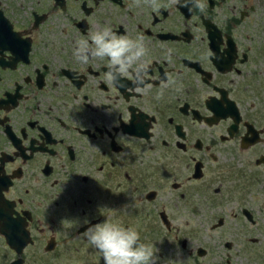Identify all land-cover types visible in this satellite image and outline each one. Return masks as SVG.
<instances>
[{
    "label": "flooded vegetation",
    "instance_id": "obj_1",
    "mask_svg": "<svg viewBox=\"0 0 264 264\" xmlns=\"http://www.w3.org/2000/svg\"><path fill=\"white\" fill-rule=\"evenodd\" d=\"M157 2L0 0V264L106 219L186 264H264V0ZM105 26L143 38L146 90L73 56Z\"/></svg>",
    "mask_w": 264,
    "mask_h": 264
},
{
    "label": "clouds",
    "instance_id": "obj_2",
    "mask_svg": "<svg viewBox=\"0 0 264 264\" xmlns=\"http://www.w3.org/2000/svg\"><path fill=\"white\" fill-rule=\"evenodd\" d=\"M139 5L141 0H133ZM144 4L157 10L160 5L157 0H143ZM179 0H170L175 4ZM185 7H197L201 11L205 5L201 0H183ZM172 49H166V58L171 60ZM148 49L142 37L131 39L126 35H117L111 28L97 27L90 31L87 38L75 41L73 56L81 63H87L90 58L108 60L107 78L114 83H121L122 77L130 69H134L135 92L146 90V73L149 66L145 61ZM177 79L172 74H165V81L161 83V90L156 99H162L164 89L176 85ZM123 86V83H121ZM179 90V88H177ZM83 235L87 242L97 249L105 264H156L153 246L140 243L139 233L132 228H124L109 222L107 219L88 227Z\"/></svg>",
    "mask_w": 264,
    "mask_h": 264
},
{
    "label": "rangeland",
    "instance_id": "obj_3",
    "mask_svg": "<svg viewBox=\"0 0 264 264\" xmlns=\"http://www.w3.org/2000/svg\"><path fill=\"white\" fill-rule=\"evenodd\" d=\"M79 236V235H78ZM76 236H66L61 234V232L57 235L58 245L56 249L49 255L51 264H91L92 262H101L104 261L102 254L92 247L87 240H83V244L85 245L84 248L77 249L76 247L81 243L79 238L81 237ZM86 239V237H84ZM181 239V238H180ZM153 249L155 247L154 243H157V247H159L164 255L165 260H171L172 262L179 264H186L188 258L185 255L186 250H184L181 246L179 241L176 243V248L174 253L169 254L170 251L169 245H174L171 243V237L166 236H159V238L151 241ZM42 249L40 251H36V260L37 264H43L46 261V256H44ZM181 256V258H175L172 256ZM48 256V255H47ZM156 259H161L155 254Z\"/></svg>",
    "mask_w": 264,
    "mask_h": 264
},
{
    "label": "water",
    "instance_id": "obj_4",
    "mask_svg": "<svg viewBox=\"0 0 264 264\" xmlns=\"http://www.w3.org/2000/svg\"><path fill=\"white\" fill-rule=\"evenodd\" d=\"M23 236H25L26 237V232H24V235ZM16 236H8L7 235V240H8V242H9V244L10 245H15L16 244ZM23 242H24V240H23ZM18 263V261H14V262H12V263H10V264H17Z\"/></svg>",
    "mask_w": 264,
    "mask_h": 264
}]
</instances>
